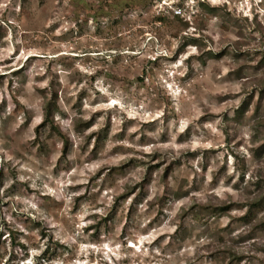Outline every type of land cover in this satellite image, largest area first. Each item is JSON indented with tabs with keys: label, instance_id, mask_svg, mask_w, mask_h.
<instances>
[{
	"label": "rangeland",
	"instance_id": "rangeland-1",
	"mask_svg": "<svg viewBox=\"0 0 264 264\" xmlns=\"http://www.w3.org/2000/svg\"><path fill=\"white\" fill-rule=\"evenodd\" d=\"M179 1L0 0V264H264V0Z\"/></svg>",
	"mask_w": 264,
	"mask_h": 264
},
{
	"label": "trees",
	"instance_id": "trees-1",
	"mask_svg": "<svg viewBox=\"0 0 264 264\" xmlns=\"http://www.w3.org/2000/svg\"><path fill=\"white\" fill-rule=\"evenodd\" d=\"M25 1V0H24ZM142 0H112V10L109 12H104L103 17H106L108 19L113 18V14H114V22H116L118 20V16L122 13H124L127 10H132L134 8H136L137 6H140ZM148 1V0H147ZM150 2H152L153 0H149ZM185 0H180L178 3H176L174 6H176V8L179 9L180 13L177 15H173V19L176 21V23L179 24V30L181 31H185L189 28V23L185 20H183L180 17L181 14V10L183 9V3ZM147 3H144V7L146 8ZM198 7L201 10L202 13H204L206 16H214V17H218L222 15V12L225 11L224 8L221 7H213L210 5V3L207 0H203V1H199L198 3ZM92 9V8H91ZM89 12V11H88ZM99 11H96L95 13L88 15L87 17L90 18L91 21H93V23H98V15ZM170 14H173L172 12H167ZM169 17L165 14V13H160L159 16L157 17V21L159 23L165 24L168 22ZM82 19L80 15H76L75 18V25L76 26H80V29H83L84 25H87V21H84V23L82 24ZM186 45L188 44H195V46H199V43L195 40V39H187ZM210 54V58H216L218 57V55H214L212 53ZM203 64H206V61H203ZM264 66V57L261 60L259 67H263ZM264 100V88H262L260 90V95H259V101H258V105H257V110L259 108L260 103ZM249 101H245L239 112L238 113H243L246 112L248 110L249 107ZM60 107H59V97H58V92L56 90H53L50 94V98L47 100V102L45 103L44 107H43V121L42 124L37 128V133H39V131L43 128H47L49 127L51 129V131L56 132L58 135H60L61 137L64 136L61 132L59 127L57 126L56 122H55V117L56 114L59 112ZM80 130L84 129V127L79 126L78 127ZM85 128H89L88 126ZM63 142H64V149H63V155H67L68 153V148L70 146L69 140L67 137H63ZM256 153L258 154V156H261L264 154V143L262 145H260L258 147V149L256 150ZM151 168V167H150ZM149 171L152 172V170ZM169 177V171L168 169L163 173L162 179L167 181ZM138 200H142V195L140 194L138 199H136V202H139ZM141 202V201H140ZM264 203V197L254 201V202H250L248 203L246 206L249 208L247 214L245 215L246 217L244 219L241 220H246L247 217L255 215V213L262 209V205ZM203 209H205V211L211 215V216H218V215H222L224 213H228L231 209L230 206L228 205H223V206H219V207H203ZM247 221V220H246ZM256 230H262L264 229V219L263 220H259V222L257 223L256 227L254 228ZM226 252V251H225ZM225 252H221V254H224ZM230 254H233L232 251H230Z\"/></svg>",
	"mask_w": 264,
	"mask_h": 264
}]
</instances>
